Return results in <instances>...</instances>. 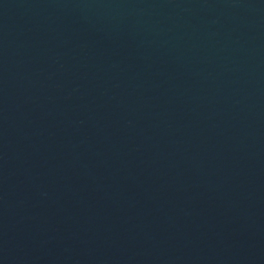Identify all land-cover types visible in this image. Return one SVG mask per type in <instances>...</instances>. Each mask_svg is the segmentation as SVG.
<instances>
[{"label":"water","instance_id":"water-1","mask_svg":"<svg viewBox=\"0 0 264 264\" xmlns=\"http://www.w3.org/2000/svg\"><path fill=\"white\" fill-rule=\"evenodd\" d=\"M0 264H264V0H0Z\"/></svg>","mask_w":264,"mask_h":264}]
</instances>
